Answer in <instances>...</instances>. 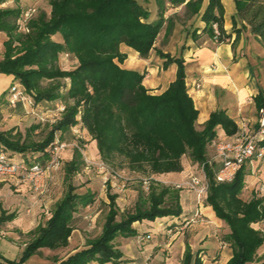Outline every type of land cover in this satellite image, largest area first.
I'll return each mask as SVG.
<instances>
[{"label":"trees","instance_id":"16d2710c","mask_svg":"<svg viewBox=\"0 0 264 264\" xmlns=\"http://www.w3.org/2000/svg\"><path fill=\"white\" fill-rule=\"evenodd\" d=\"M9 0H0V34L7 35L5 53L0 61V75L13 78V86H21L34 102L58 103L65 107L61 118L50 127L45 137L36 141L33 126L23 137L15 130H0V152L25 161L29 166H45L50 160V148L56 140L77 126L84 128L96 142L101 160L111 167L127 168L147 179L148 194H139L134 209L121 211L117 196L110 195L109 211L102 231L87 241L86 248L71 255L61 264L123 263V254L116 248L119 237L137 236L134 224L166 217H180L183 208L177 190L152 176L181 173L182 160L189 157L201 165L208 160L211 142L221 128L228 137L239 132L238 124L224 110L213 112L202 130L196 128L199 110L186 86V66L183 57H172L158 51L166 59L165 68L178 66L176 80L160 95L151 94L145 87L146 72L122 67L127 55L121 47L127 46L143 59H148L163 31L169 38L176 23L187 24L195 17L205 23L203 33L215 40L214 25L221 36L218 44L233 38L225 30V6L222 0H154L156 19L147 7L149 0H49V13L41 11L28 23V32L19 31L21 8L2 7ZM18 1V0H17ZM237 14L244 16L253 3L261 0H234ZM207 3L201 13L204 4ZM182 8L183 15L167 16L169 9ZM261 22L253 32L264 42V6L254 15ZM245 19L242 18V21ZM236 18L233 19V27ZM241 37L237 32L234 45ZM193 38L198 39L197 30ZM76 62L72 70L60 66L61 56ZM10 89V91H11ZM10 92L0 98L2 111L15 114L23 111L11 106ZM257 113L264 110V89L254 99ZM264 148V140L259 143ZM248 163V162H247ZM247 163L234 180L219 183L218 165L207 166L209 180L207 206L229 229L233 248L227 264H264L259 251L264 246V196L254 195L250 201L242 198L250 174ZM85 165L79 148L65 166L66 191L54 205L49 219L31 232V241L19 261H10L0 255V264H27L28 260L47 249L57 251L69 246L75 229V215L81 208L95 202V194L78 193L74 176ZM14 214L3 212L0 224L10 222ZM183 264H203L201 256L187 249Z\"/></svg>","mask_w":264,"mask_h":264},{"label":"crops","instance_id":"0c3cea01","mask_svg":"<svg viewBox=\"0 0 264 264\" xmlns=\"http://www.w3.org/2000/svg\"><path fill=\"white\" fill-rule=\"evenodd\" d=\"M222 2L226 10L225 30L231 34L229 29L233 27V19L237 15L235 1L230 13L225 1L222 0ZM206 5L207 3L204 4L201 13ZM182 13V8L169 9L167 16L182 15ZM156 16L157 5L156 12H152V20L156 19ZM204 28L205 23L202 22L201 17H195L184 25L183 23H176L169 38L166 37V31L161 33L155 46L156 50L151 52L148 59L141 58L139 53L123 45L121 52L127 55V59L122 67L141 73L146 72L145 87L151 94L160 95L176 80L178 66L173 63L165 68L166 59L159 56L157 52L161 51L164 54H170L172 57H183L186 66V86L196 108L199 110V119L196 123L198 130H202L211 114L219 110L226 111L238 126L245 122L251 130L253 127L257 128L258 113L254 99L260 90L264 89L263 80L253 73L248 56L243 52L240 55V48L242 51L243 47H239L238 52L233 48L236 34H233V38L227 43L218 44L203 33ZM195 30L198 34L197 40L193 38ZM74 63L76 65V62ZM214 68L215 71H212ZM10 79L13 84V78L10 77ZM198 85L200 88L197 87ZM17 108L25 111L23 104H19ZM82 129L89 135L84 128ZM218 135L224 141L232 139L221 128L218 129ZM96 151L99 155L98 150ZM213 152L215 153L214 158L216 151L210 147L208 155H212ZM182 163L184 170L181 173L155 175L152 178L157 182L166 184L170 181L184 180L187 174L198 172V164L193 163L189 157H184ZM18 182H22L21 186L27 184L22 178L21 181L10 179L0 183V216L3 212L15 215L12 221L0 224V243L5 242L4 246L0 244V255L10 261H19L22 258L26 246L32 239V237L27 239L26 236H30L31 232L35 231L41 224H45L52 212V208L51 210L42 208V204L38 200L42 194H28L22 189L16 190L15 188L20 186ZM16 191L18 194H15ZM254 195L256 194H251V196L242 194V198L245 201H250ZM190 196L192 201L182 204L183 213L180 217H166L154 222H137L133 225L137 231L136 237H119L115 245L123 254L120 260L123 262L122 264H151L149 261L159 242L155 240L150 242V240L143 244L139 241V237L152 231L161 233V238L165 240L162 251L166 252L168 249L169 255H172V246H174L173 249L178 250L183 261L188 249L193 255L199 253L200 256H205L206 262L203 264H213L212 261H215V264H227L233 255V248L228 239L230 234L228 225L217 218L212 207L207 206L205 201L204 204L199 205L195 194H185L184 200H188ZM184 200L182 196V202ZM138 201L139 195L132 207H135ZM43 205L47 207V205ZM160 222H167L168 224L162 227ZM170 230L173 234L169 233ZM82 244L84 243H82L80 231L75 228L67 248L57 251L43 249L41 253L34 256L38 257L44 251L61 253L65 250L64 258L56 257L58 254L53 257V264H61L71 255L85 249L87 241L84 245ZM9 255L16 257L11 259Z\"/></svg>","mask_w":264,"mask_h":264},{"label":"rangeland","instance_id":"374dc122","mask_svg":"<svg viewBox=\"0 0 264 264\" xmlns=\"http://www.w3.org/2000/svg\"><path fill=\"white\" fill-rule=\"evenodd\" d=\"M224 1L230 13L233 9L232 5L234 1ZM146 4L150 11L153 13L156 12V3L154 0H149ZM261 6H264V0L253 3L251 6H249L247 13L244 14L245 17L239 16L237 14L235 17L236 26L229 29V32L235 34L240 32L241 37L233 48L238 52L239 47H243L242 51L240 48V55L241 52H243L248 56L253 68V73L256 76L258 75L261 77L264 82V42L260 36H257L253 32V27L261 22V18H254L255 13ZM2 7L21 8L23 10L21 19L19 21L20 32H28L29 21L36 17L41 11L49 13L51 10L49 0H9ZM29 12L31 13V16H27ZM242 18L245 20L242 21ZM7 39L8 38L5 33L0 34V61L3 59L5 53L4 43L7 41ZM60 66L64 70H72L75 67V63L69 61L64 56H61ZM11 84L12 81L10 76L5 74L0 75V98L3 97L5 100L7 99L10 89L13 86V84ZM57 105L61 104L45 102L37 104L33 109L25 106V111L22 114H15L6 108L2 111L3 117L0 124V130L2 129V131H9L13 129L15 130V133L21 132L24 137L30 128L39 125L40 129L32 133V138L38 141L45 137L52 124L61 118L62 113L57 110ZM258 121L259 113L257 117V128L253 127V132H257L258 130ZM216 140L224 141V139H222L219 135L217 136ZM64 142L67 143L69 147L62 153L61 169L57 172L50 173L44 180H42L40 183L42 186L41 189L36 190L35 187L28 181H26L27 184L23 186H21L22 182H18L21 188L18 186L15 189H22L28 194H42L38 199L40 204H42V208H46L48 210H51L52 208L53 210L55 203H57L63 197L67 188L65 183V166L73 159L75 150L79 148L83 155L85 165L83 169L74 176L73 182L78 187V193L85 194L90 191L96 195L95 202L92 205L87 208H81L80 211L75 215L74 227L79 229L80 235L82 237V243L85 244L86 241L96 238L100 235L106 215L109 211L108 205L110 203V195L117 196V204L121 211L122 209L123 211L128 209L132 210L134 209L132 204L136 201L138 195L141 192H143V194H148V187L150 184H148L149 181L147 182V179L143 178L140 174H131L128 172L129 170L127 168H113L109 164L103 162L96 151L98 150L96 142H94L91 136L88 135L80 126L74 127L72 132L65 136ZM214 154L215 153L213 152L212 155H208V160L213 159ZM247 165L250 174L246 180V188L243 194H246V196H248V194L249 196H251V194L264 196V193H261L260 191L262 187L264 188V158L257 157L249 161ZM199 170L200 165H197V171ZM113 171L117 172V174H115ZM189 175L190 173L185 176L184 180L181 179L180 181H170L165 184L179 192L181 205L190 203L192 201L191 196L185 201V194L194 193L184 188L178 189L176 188V184L185 182ZM13 191L15 190L13 189ZM15 194H18V192L16 191ZM182 196L184 200L183 202ZM43 204L47 205V207H45ZM198 204L202 205L204 203L202 202ZM44 216L48 217L47 215ZM160 224H162V227H164L168 223L160 222ZM256 227L264 228L263 225H257ZM171 234H173V232ZM26 237L27 239L31 238L29 235ZM161 237V233H155L153 231L139 237V241L143 244L150 240V242H153L154 240L159 242V245L155 247L149 262L151 264H183L181 254L178 252V250L175 251V249H173L174 246H172V255L168 254L170 253L168 249L166 252L162 251L164 249L163 243L165 240H163ZM4 243L5 242L0 244L4 246ZM55 254H58L56 257L64 258L66 251L64 250L61 253L44 251L38 257H31L27 264H53V257ZM262 256H264V246L259 251V257ZM9 257L13 259V257L16 256L9 255ZM211 263L215 264V261H212Z\"/></svg>","mask_w":264,"mask_h":264},{"label":"built area","instance_id":"2783aa9c","mask_svg":"<svg viewBox=\"0 0 264 264\" xmlns=\"http://www.w3.org/2000/svg\"><path fill=\"white\" fill-rule=\"evenodd\" d=\"M27 16H31V13L29 12ZM214 29L216 32L215 40H217L221 34L217 25H214ZM64 57L68 59L69 56L65 55ZM212 71H215V68ZM197 87L200 88V85ZM9 101L11 106L22 103L24 107L28 106L32 109L36 107L33 98L27 95L25 89L21 86H14L11 89ZM57 110L59 112H64L65 107L63 105H57ZM263 140L264 110H261L259 112L257 132H253L247 127L245 122H242L239 124V132L233 136L231 140H213L211 142V147L216 151V156L201 164L198 172L190 173L185 182L176 184V188L187 189L195 194L198 203L204 202L209 191V180L206 172L207 166H220L216 174V180L219 183L232 182L243 165L257 157L264 158V148L259 146V143ZM68 147L69 145L67 143L56 140L50 148V160L45 166H29L25 161L18 160L16 157H11L4 151L0 152V183L10 179L21 180L22 178L30 182L36 190L41 189V181L50 173L57 172L61 169L62 153ZM113 172L117 174V172ZM260 191L264 193V188L262 187ZM169 233H171V230ZM201 258L203 263H205V256H201Z\"/></svg>","mask_w":264,"mask_h":264}]
</instances>
